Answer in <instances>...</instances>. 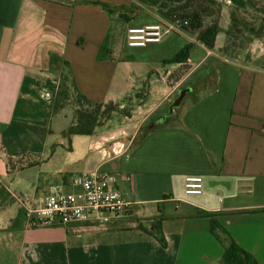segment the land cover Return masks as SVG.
Returning <instances> with one entry per match:
<instances>
[{"label":"crops","instance_id":"obj_1","mask_svg":"<svg viewBox=\"0 0 264 264\" xmlns=\"http://www.w3.org/2000/svg\"><path fill=\"white\" fill-rule=\"evenodd\" d=\"M248 1L224 0L223 30L231 10L248 11ZM102 5L116 9L109 14ZM133 5L0 0V264H222L231 239L264 264V40L237 59L220 53L223 32L214 50L188 29L130 48L129 28L165 21L144 8L122 22ZM110 32L112 58L98 62ZM188 45V61L171 63ZM183 65L187 73L169 84ZM65 69L96 103L122 104L143 88L136 79L149 82L144 99L152 106L140 99L122 124L55 139L51 122L60 113L53 110ZM182 89L192 92L158 124ZM91 172L112 173L133 212L106 228L93 222L28 228L13 194L41 195L54 185L75 191L72 175ZM189 176L204 179L202 195L185 194Z\"/></svg>","mask_w":264,"mask_h":264},{"label":"trees","instance_id":"obj_2","mask_svg":"<svg viewBox=\"0 0 264 264\" xmlns=\"http://www.w3.org/2000/svg\"><path fill=\"white\" fill-rule=\"evenodd\" d=\"M138 5H133L128 9L129 15H122L121 21L126 23L132 17H136L144 8H151L165 20L172 19L174 16H181L190 21V26L185 28L190 31L199 33L198 41L209 50H214L217 37L220 33H224L227 37V43L220 49V53L225 58L237 59L243 52H245L250 45L256 40H264V1L249 0L250 9L242 11L240 8L231 10V25L223 30L220 26L221 13L224 8V0H135ZM104 10L109 14L114 12V9L108 5H102ZM121 10H127L121 7ZM113 36L111 32L104 41L99 55L98 62L106 61L112 58L111 44ZM192 45L185 46L171 63H184L188 61L189 52ZM56 57L52 58L54 63ZM63 65L69 67L68 62H63ZM188 68L183 65L170 78L169 84L176 83L187 73ZM73 72L70 71L66 76L65 82L60 86L59 93L55 102L53 112L63 110L65 106L71 101L72 93L77 96V110L74 113L73 125L65 131L64 135H78L88 136L101 129L112 122L128 119L131 117L132 105L125 107L130 98L122 104L96 103L89 100L79 91L74 79ZM70 82L71 86L68 85ZM143 95L135 96V99L143 100L148 92L147 83L144 84ZM133 99V98H132ZM211 232L217 238V241L222 245L223 238L220 236L214 224L211 227ZM228 234L226 231H223ZM255 258L238 246L233 239L230 240L229 246L226 248L222 264H257Z\"/></svg>","mask_w":264,"mask_h":264},{"label":"built area","instance_id":"obj_3","mask_svg":"<svg viewBox=\"0 0 264 264\" xmlns=\"http://www.w3.org/2000/svg\"><path fill=\"white\" fill-rule=\"evenodd\" d=\"M190 25L187 18L174 16L153 26L131 27L127 30L125 42L134 49L158 45ZM112 153L119 156L122 151ZM71 178L75 191L54 185L41 195L13 194L22 208L28 228L67 227L90 222L106 228L110 222L133 212V204L122 196L117 188L118 179L112 173H74ZM204 186L201 176H189L185 180V194L202 195Z\"/></svg>","mask_w":264,"mask_h":264},{"label":"rangeland","instance_id":"obj_4","mask_svg":"<svg viewBox=\"0 0 264 264\" xmlns=\"http://www.w3.org/2000/svg\"><path fill=\"white\" fill-rule=\"evenodd\" d=\"M151 9V8H150ZM153 10V9H152ZM153 11H156V10H153ZM157 12V11H156ZM124 24V23H123ZM122 26V25H121ZM184 30V29H183ZM182 30V31H183ZM123 33H124V30L122 28H120L118 34H117V41L116 42H119L121 44L122 40H123ZM69 75V71L67 69H65L64 71V74L61 75V85L65 82V78L66 76ZM135 85L139 88H142L140 91H139V94L138 95H143L144 93H146L144 91V84L142 82H140V80H135ZM147 85L149 84V82H146ZM68 85L71 86L70 82H68ZM136 95V96H138ZM144 98V97H143ZM190 99V98H188ZM145 102L146 101V98L143 99ZM77 96L74 94V92L72 93V98H71V101L67 104H74V106L77 108ZM147 102V101H146ZM140 103V100L138 99H135V98H130V101L128 103H126L125 107H129L130 105H132V112L134 111V109H136V107H138ZM148 103V102H147ZM152 106V103H149L147 104L146 106V109H148L149 107ZM77 110V109H76ZM62 111V112H61ZM73 107L70 105V106H67L65 109L63 110H59L58 112H60L59 114H57L58 116H55L54 120L51 122L52 123V133H51V137L55 138V139H60L63 140L64 138V133L62 134L61 131L63 130H60V129H64V131H67L73 124ZM75 113V111H74ZM126 121V119H123V120H120V121H116V122H112L110 125H117V124H122V122ZM63 131V132H64ZM51 148H49L50 150ZM14 178H12L13 180ZM24 195V194H23Z\"/></svg>","mask_w":264,"mask_h":264},{"label":"water","instance_id":"obj_5","mask_svg":"<svg viewBox=\"0 0 264 264\" xmlns=\"http://www.w3.org/2000/svg\"><path fill=\"white\" fill-rule=\"evenodd\" d=\"M191 92L192 89L180 90L178 96L175 98L174 102L172 103L169 112L163 115V117L159 120L158 124L165 123L166 119L173 116V114H175L180 109L185 96H188Z\"/></svg>","mask_w":264,"mask_h":264}]
</instances>
